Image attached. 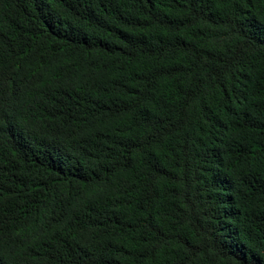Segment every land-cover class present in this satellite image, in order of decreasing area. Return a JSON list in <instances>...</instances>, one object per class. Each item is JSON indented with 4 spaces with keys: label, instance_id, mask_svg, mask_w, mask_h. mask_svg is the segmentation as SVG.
<instances>
[{
    "label": "trees",
    "instance_id": "trees-1",
    "mask_svg": "<svg viewBox=\"0 0 264 264\" xmlns=\"http://www.w3.org/2000/svg\"><path fill=\"white\" fill-rule=\"evenodd\" d=\"M0 264H264V0H0Z\"/></svg>",
    "mask_w": 264,
    "mask_h": 264
}]
</instances>
